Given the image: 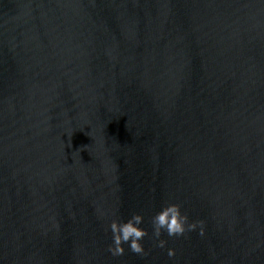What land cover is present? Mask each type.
Listing matches in <instances>:
<instances>
[{"label": "water", "instance_id": "obj_1", "mask_svg": "<svg viewBox=\"0 0 264 264\" xmlns=\"http://www.w3.org/2000/svg\"><path fill=\"white\" fill-rule=\"evenodd\" d=\"M0 264H264V0H0Z\"/></svg>", "mask_w": 264, "mask_h": 264}, {"label": "clouds", "instance_id": "obj_2", "mask_svg": "<svg viewBox=\"0 0 264 264\" xmlns=\"http://www.w3.org/2000/svg\"><path fill=\"white\" fill-rule=\"evenodd\" d=\"M144 217L142 214L133 213L127 220L112 219L108 223V231L111 233V244L107 251L114 257L124 254L127 246L128 251L133 254L144 256L145 252L142 241L148 235L142 226ZM152 236L156 241L155 246L164 248L166 241L161 235L168 238H181L199 229L198 234L203 235V223L201 221L190 222L186 213L182 212L181 205L177 203H166L160 207L150 218ZM167 256L171 259L175 252L169 248Z\"/></svg>", "mask_w": 264, "mask_h": 264}]
</instances>
